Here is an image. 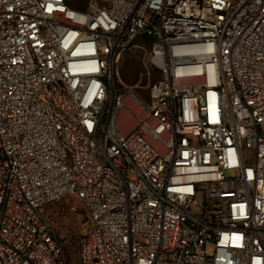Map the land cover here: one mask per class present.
Segmentation results:
<instances>
[{
    "label": "built area",
    "instance_id": "built-area-1",
    "mask_svg": "<svg viewBox=\"0 0 264 264\" xmlns=\"http://www.w3.org/2000/svg\"><path fill=\"white\" fill-rule=\"evenodd\" d=\"M64 195L79 264H264V0H0V264L72 263Z\"/></svg>",
    "mask_w": 264,
    "mask_h": 264
},
{
    "label": "rangeland",
    "instance_id": "rangeland-1",
    "mask_svg": "<svg viewBox=\"0 0 264 264\" xmlns=\"http://www.w3.org/2000/svg\"><path fill=\"white\" fill-rule=\"evenodd\" d=\"M150 45V40L135 41L121 53L116 65L121 80L127 85H137L135 90L143 99L147 98L148 86L161 75L159 71L148 74L144 68ZM43 213L71 257V264H79L78 239L88 221L84 204L74 195H64L45 206Z\"/></svg>",
    "mask_w": 264,
    "mask_h": 264
},
{
    "label": "trees",
    "instance_id": "trees-1",
    "mask_svg": "<svg viewBox=\"0 0 264 264\" xmlns=\"http://www.w3.org/2000/svg\"><path fill=\"white\" fill-rule=\"evenodd\" d=\"M65 250V249H64Z\"/></svg>",
    "mask_w": 264,
    "mask_h": 264
}]
</instances>
